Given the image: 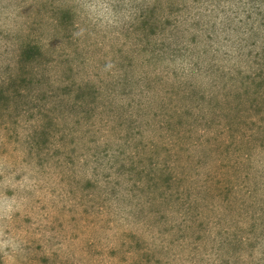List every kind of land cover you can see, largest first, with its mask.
<instances>
[{"label": "rangeland", "instance_id": "obj_1", "mask_svg": "<svg viewBox=\"0 0 264 264\" xmlns=\"http://www.w3.org/2000/svg\"><path fill=\"white\" fill-rule=\"evenodd\" d=\"M15 2L23 6L22 14L38 16L46 7V0ZM229 2L235 0H172L163 17L182 51L198 56L192 66L215 73L211 90L184 79L180 74L187 75L189 64L178 59L174 69L157 68L150 75L160 99L131 118L125 106L136 108L135 99L117 96L99 110L102 114L85 118L79 108L91 93L66 97L71 110L60 120L55 139L48 142L45 134L33 145V154L41 153L33 161L36 170L11 177L7 188L0 175V256L11 257L17 243L6 244L7 234L21 240L18 248L27 250L30 264H121L125 258L106 239L115 227L109 201L115 206L121 186L134 183L148 196L156 187L163 194L157 203L167 201L154 226L165 247L212 245L219 251L215 264H245L248 245L264 234V0H247L251 12L244 20L258 30L249 28L251 38L241 42L246 51L228 45L231 37L216 34L212 15L223 13L221 6ZM95 15L103 33L111 19L104 0ZM138 27L145 35L154 33L156 14L149 12ZM58 42L53 37L50 44ZM110 51L103 41L93 54L104 60ZM238 56L245 61L244 75H228L227 62ZM42 60L38 46L28 43L22 49L24 64ZM33 81L22 69L7 85L0 83V111L18 105L20 90ZM145 93L151 96L153 90ZM4 147L0 142V155ZM18 192L29 199L22 202ZM6 264H14V258ZM143 264H160V258L146 255Z\"/></svg>", "mask_w": 264, "mask_h": 264}, {"label": "clouds", "instance_id": "obj_2", "mask_svg": "<svg viewBox=\"0 0 264 264\" xmlns=\"http://www.w3.org/2000/svg\"><path fill=\"white\" fill-rule=\"evenodd\" d=\"M104 2L111 10V19L105 21L106 30L102 33L100 18L95 15L99 0H46V7L38 16L35 11L22 14L23 6L15 0H0V83L7 85L22 69L34 77L31 88L20 90L18 105L0 111V142L5 146L4 154L0 155V175L4 178L5 188L9 187L11 177L26 172L28 168L36 170L33 161H39L41 153L33 154V145L45 134L48 142L55 139L60 131V120L71 110L66 101L69 95L76 97L81 92L91 93L88 102L79 108L85 118L94 113L102 114L99 110L105 104L110 107L117 96L128 101L135 99L136 108L128 110L125 106L131 118L133 113L139 115L141 109H151L160 99L150 75L157 68H163L165 72L170 67L174 69L178 59H187L189 64L187 75L180 74L184 79L196 81L209 90L215 86V73L205 72L203 65L198 66L199 70L193 67L198 56L183 52L181 45L170 35L163 17L167 14L165 8L171 10L172 0ZM221 7L225 9L223 13L212 15L217 36L221 39L231 37L228 45L246 51L240 47L241 42L251 38L249 28L258 30L252 20H244L251 12V6L247 0H235ZM149 12L156 14L159 28L145 35L138 25ZM63 16L69 18L68 23L60 22ZM53 37L59 41L55 46L50 44ZM103 41H107L112 51L100 60L93 54V49ZM28 43L38 46L43 53L40 64L22 62V49ZM227 63L230 65L226 69L228 75H244L242 57L230 59ZM66 89L70 90L69 94H65ZM145 89H152L153 95H146ZM151 191L154 196H148L145 188H137L134 183L125 184L116 193L115 206L109 201L115 227L106 239L114 243L118 255L125 258L121 264H129V261L143 264L146 255L160 258V264H215L219 251L212 245L204 249L179 243L165 247L154 226L167 201L157 203L156 198L163 194L156 187ZM17 196L22 202L29 199L24 192H18ZM8 227L5 222L4 228ZM10 240L17 243L10 249L11 257L8 252L0 256V264H6L10 258H14V264H30L27 250L18 248L21 240L16 235L6 234L5 243ZM137 242L140 248L134 246ZM245 251V264H264V234L254 237Z\"/></svg>", "mask_w": 264, "mask_h": 264}]
</instances>
